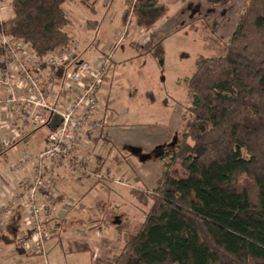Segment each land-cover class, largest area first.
<instances>
[{
  "label": "trees",
  "instance_id": "16d2710c",
  "mask_svg": "<svg viewBox=\"0 0 264 264\" xmlns=\"http://www.w3.org/2000/svg\"><path fill=\"white\" fill-rule=\"evenodd\" d=\"M68 1L13 0L0 33L39 57L63 49L73 42ZM232 1L206 3L215 10ZM249 1L223 54L199 58L176 149L155 156L163 172L153 205L113 264H264V0ZM129 9L125 21L132 9L143 29L168 14L160 0H136ZM3 56L0 48V69ZM155 57L163 62V52ZM177 162L187 174L179 179L172 175Z\"/></svg>",
  "mask_w": 264,
  "mask_h": 264
},
{
  "label": "crops",
  "instance_id": "0c3cea01",
  "mask_svg": "<svg viewBox=\"0 0 264 264\" xmlns=\"http://www.w3.org/2000/svg\"><path fill=\"white\" fill-rule=\"evenodd\" d=\"M125 4L127 5V0H125ZM109 6L110 0H69L64 6L71 21V25L66 28V31L73 37L72 43L77 45V50L84 60L95 63L101 56L108 55L102 50L97 51L95 56L91 54L95 50L93 43L103 47L105 45L100 36V24L109 12ZM126 11L127 7L124 12L126 13ZM11 16L12 9L11 14L2 20L6 21ZM137 28L144 30L138 25ZM147 34L144 32L139 38L141 42L133 46L136 50V56L134 55L132 59L136 58V66L131 64L130 69L126 65L123 67V72H128L126 77L128 81L125 79V81L119 80L116 83L123 75L118 74L120 64L115 63L112 59V71L106 84L97 94L100 115L106 119L107 124L104 130L91 137L77 152V156L88 164L89 172L80 174L72 170L64 160L52 168L55 170L53 191L57 196L55 202L59 208V213L58 217L55 220H50L48 224L50 240L46 246L51 249L57 247L64 249L65 247L68 253L80 255L93 249L92 246L98 248L99 242L94 240L91 230L98 225L105 226L109 219L104 215L111 211L124 214V210L120 208L128 203L126 189L133 188L124 180L127 179L128 182L136 184V188L141 192L145 189L148 194L156 186L162 175L163 162L159 157L163 154L154 160L158 165L154 169L152 166H148L150 158L144 165L145 167L148 166L147 168L135 167L134 161L142 154H150L147 151L166 144L170 137L180 133L184 119L183 111L188 106L181 105L169 95L167 98L174 101L173 106L169 105L167 98L157 100L153 93L160 80H144L142 71L149 68L155 70L156 67L155 57L148 53L155 46V42ZM120 37L121 35L117 39ZM122 40L124 41L123 38H120L118 43H121ZM149 40H151L150 43ZM143 55H146L147 58L145 57L146 60L142 63ZM132 67L134 68L132 69ZM130 72L142 76V80H129L130 77H133ZM123 82H126L124 85L131 89L130 92L121 87ZM17 93L18 95L21 94L20 92ZM0 94L8 96L9 91L5 87H0ZM146 97L147 101L142 99ZM65 106L66 100H60L59 107L63 109ZM19 107H21L23 114L29 110L25 105ZM126 107L142 114L148 111V114L155 117V119H148L147 125L137 127H147L151 130H148L150 133H153L154 129L161 131H158L149 140L145 138L146 140L141 141L132 136L129 137L130 139L128 136L124 137L123 133H126L124 129L126 126L123 127L119 118L120 112L128 109ZM170 109L174 112L172 127H169L172 118V115L168 114ZM11 125L15 126L14 129L9 128ZM151 126L160 127L150 128ZM43 129H47V134L42 133ZM13 131L18 135L14 136ZM49 131L48 126L36 124L24 118V115L21 116L18 107L10 106L8 112H0V264H7L9 257L15 254V246L20 245V240L25 238L30 231V228L25 224L24 208L19 201L26 195L28 185L33 178L34 166L29 163L25 169L18 172H14L11 166L20 164L25 158L31 159L42 154L49 145L47 139ZM127 147L133 150L134 156L131 158L126 153ZM50 164L51 161L47 160L45 164L46 178H50L48 169ZM130 165L134 169L133 173L126 168ZM97 173L105 175L112 173L114 177L108 180H99L95 176ZM92 177L98 180L96 185L90 179ZM132 193V199L141 202V194ZM45 196L46 193H42V198ZM131 206L137 207L133 203H130ZM4 217H6L5 220ZM116 218L117 221L121 220L120 217ZM30 255L33 256V261L39 257L35 253Z\"/></svg>",
  "mask_w": 264,
  "mask_h": 264
},
{
  "label": "rangeland",
  "instance_id": "374dc122",
  "mask_svg": "<svg viewBox=\"0 0 264 264\" xmlns=\"http://www.w3.org/2000/svg\"><path fill=\"white\" fill-rule=\"evenodd\" d=\"M136 0H130V7L125 4V0H110L109 12L104 17V20L100 24L101 39L105 42L104 47L98 44H92L94 51L91 55L95 56L97 51H105L108 55H113L112 59L115 63H119L118 74L123 75L119 80H124L127 77L128 72H123L124 65L130 69L131 64H135V59L132 57L135 55L134 44L141 42L139 38L148 33L147 36L152 37L155 42V46L159 45L155 51L151 49L150 53L152 57L163 52V62L161 63L155 57L156 67L145 69L142 71L144 80H160L155 86L154 95L157 100H165L169 95L174 97L176 102L188 106L183 111L184 116H189L187 110L191 106V96L189 91V78L193 76L196 71V65L200 57H215L223 54L225 45L228 44L232 37L241 15L245 12L249 5V0H233L227 7L217 8L212 10V7L206 3V0H160V4L168 8V14L161 19L155 27L150 29L139 30L135 23V16L131 9L129 19L125 21V8L128 10L135 4ZM12 0H0V20L11 14ZM104 16V15H103ZM127 22V23H126ZM123 38L121 43H118L117 37ZM148 38V37H147ZM146 38V39H147ZM117 39V40H116ZM116 40V41H115ZM152 40V39H151ZM149 40V43L151 42ZM101 41V42H102ZM147 54V52H146ZM136 56V55H135ZM146 55H143L141 62L146 60ZM125 66V67H126ZM122 67V69H121ZM132 67V69L134 68ZM157 76L155 78V75ZM129 80H142V76L130 72ZM136 75V76H135ZM127 80V79H126ZM128 81V80H127ZM126 83V82H125ZM124 82L121 83V87L131 91ZM147 101L146 98H142ZM169 105H174L172 99L167 98ZM176 104V103H175ZM128 108V107H126ZM171 110V109H170ZM148 111L137 112L131 111L129 108L120 112L119 122L123 124L126 133L123 136L136 137L141 141L151 139L160 129H154L153 133L149 128L137 127L147 125L148 119H155L153 115L148 114ZM169 115H172L170 126H173L174 112L171 110ZM153 121V120H152ZM185 122L183 119L182 128L183 131ZM134 126V127H132ZM155 126H151L153 128ZM156 126L155 128H159ZM149 130V131H148ZM134 131V132H133ZM47 129H43L42 133L47 134ZM173 135L169 138L166 144H162L155 149L147 151L151 153L148 166H152L153 169L157 168V163L154 160L156 155L165 154L167 152L173 153L177 145V135ZM146 138V139H145ZM160 148V149H158ZM158 151H160L158 153ZM126 153L129 158L133 157V150L127 147ZM144 153V152H143ZM101 156V154H98ZM147 162L145 154L137 157L134 161L135 167L143 168ZM147 166V167H148ZM145 167V168H147ZM127 170L131 173L134 172L133 167L127 166ZM152 170V169H151ZM172 175L175 178H183L186 172L182 169L181 163L177 162L174 165ZM94 184L98 180L94 177L90 178ZM126 184L131 185L133 188H127V205L122 206L120 209L124 210L123 213L109 212L105 214L108 217V221L104 225H98L91 231H93L94 240L99 242L98 248L90 249L86 254L74 255L68 253L67 249H61L57 247L51 249L45 246V252L47 256L36 257L33 261V256L30 255L31 249H24L21 245L15 246V254L9 257L7 264H113L116 257H118L123 251L126 241L132 235L136 234L143 226L147 212L150 206L153 205L152 192L147 194L145 189L141 192L137 189L136 184L124 180ZM241 184H246L245 178L240 179ZM140 188H143L140 186ZM132 192L141 194V202L134 201L132 199ZM138 202V203H137ZM130 203L137 205V207H130ZM152 204V205H150ZM24 215L25 212L23 213ZM23 215V216H24ZM116 217H120L121 220L117 221ZM6 217H4V220ZM121 222V223H120ZM120 223V224H119ZM48 231H50L48 229ZM47 245V244H46ZM97 246V245H96ZM30 256H28V255ZM35 258V257H34Z\"/></svg>",
  "mask_w": 264,
  "mask_h": 264
},
{
  "label": "built area",
  "instance_id": "2783aa9c",
  "mask_svg": "<svg viewBox=\"0 0 264 264\" xmlns=\"http://www.w3.org/2000/svg\"><path fill=\"white\" fill-rule=\"evenodd\" d=\"M0 48L4 52L0 87L9 91L8 96L0 94V112H8L10 106H15L24 118L48 128L55 116L60 117L57 126L49 128L47 149L34 158H25L20 164L11 166L14 172L25 169L29 163L34 166L32 181L25 197L19 201L26 214L25 224L33 234L23 240L21 246L45 258V244L50 238L46 223L55 220L59 213L53 191L55 170L52 168L64 160L80 174L89 172L88 164L77 156V152L107 124L100 115L97 94L112 71V57L103 55L95 63L84 60L74 43L39 57L26 42L4 33H0ZM62 99L66 100L63 109L59 107ZM21 105L29 108L25 114L21 112ZM14 127L9 126L10 129ZM47 160L51 161V168H48L50 178L45 177ZM95 176L99 180L114 177L112 173H97ZM42 193H46L43 198Z\"/></svg>",
  "mask_w": 264,
  "mask_h": 264
},
{
  "label": "water",
  "instance_id": "95a60500",
  "mask_svg": "<svg viewBox=\"0 0 264 264\" xmlns=\"http://www.w3.org/2000/svg\"><path fill=\"white\" fill-rule=\"evenodd\" d=\"M59 119H60L59 116H55V118H54L53 122L50 124L49 128L54 129L57 126Z\"/></svg>",
  "mask_w": 264,
  "mask_h": 264
}]
</instances>
